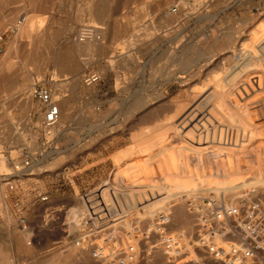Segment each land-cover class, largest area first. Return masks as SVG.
Returning <instances> with one entry per match:
<instances>
[{
	"label": "rangeland",
	"instance_id": "1",
	"mask_svg": "<svg viewBox=\"0 0 264 264\" xmlns=\"http://www.w3.org/2000/svg\"><path fill=\"white\" fill-rule=\"evenodd\" d=\"M96 1L0 0V264H96L81 238L148 231L165 208L170 230L185 234L188 259L217 264L195 251L190 204L213 192L241 197L249 181L264 187V0H252L248 21L236 19L235 0H227L230 12L191 36L164 31L168 17L199 16L216 0H110L104 17ZM177 2L178 14L164 15ZM29 17L43 19L30 40L14 28ZM84 25L104 27L102 44L75 48ZM54 59L81 81L77 90L59 82L69 108L59 129L44 133L34 85L29 97L14 92L25 73L38 72L34 84L55 91L49 82L63 69ZM88 72L102 79L86 86ZM207 93L219 96L198 98ZM202 102L214 109L201 111ZM154 262L167 264L160 251L140 264Z\"/></svg>",
	"mask_w": 264,
	"mask_h": 264
},
{
	"label": "built area",
	"instance_id": "2",
	"mask_svg": "<svg viewBox=\"0 0 264 264\" xmlns=\"http://www.w3.org/2000/svg\"><path fill=\"white\" fill-rule=\"evenodd\" d=\"M172 12L178 14L179 6H172ZM95 26L84 25L76 37L80 40H98L101 35ZM101 79V74L97 72L85 73L83 77L84 82L90 85ZM33 97L40 105L41 129L45 133L60 119L58 100L45 81L34 84ZM30 165L31 160L26 158L23 167ZM9 186L14 187L12 183ZM47 198L43 195L41 200ZM194 203L190 204V209L196 215L193 239L200 257L217 264H261L264 261V187L246 189L244 195L236 197L234 201L209 195ZM15 206L19 208L20 202H16ZM170 214L169 208L160 211L148 231L116 234L106 230L99 237H94V241L93 237L90 241L84 237L79 242L89 246L96 264L148 263L152 259V251L157 249L162 251L167 264H200L198 260L188 259L184 249L185 239L179 233L170 231ZM19 220L22 227L25 226L26 220L21 216ZM132 235L137 238L136 242L132 240Z\"/></svg>",
	"mask_w": 264,
	"mask_h": 264
},
{
	"label": "bare ground",
	"instance_id": "3",
	"mask_svg": "<svg viewBox=\"0 0 264 264\" xmlns=\"http://www.w3.org/2000/svg\"><path fill=\"white\" fill-rule=\"evenodd\" d=\"M109 1L110 0H97L96 1V5H95V11H96V13H97V15L98 16H100V17H104V16H106L107 15V13L109 12V9H110V3H109ZM183 1H185V2H187V3H191L190 2V0H183ZM178 6H179V3L177 2L176 3ZM176 6V5H175ZM187 7V6H186ZM168 14H175V13H173L172 12V7L169 9V11L167 12V13H165L164 15H168ZM42 22H43V19H35L34 17H29V18H25V20H24V22H21V24L19 25V24H16V25H14V28L16 29V30H18V36H20V37H25V38H27L28 40H30V38H33L34 37V35H35V32H36V29L38 28V26H41L42 25ZM117 27V26H116ZM95 28H96V30L98 31V33L101 35V37L97 40L96 38H88V39H83V40H80L79 39V37H78V41H77V43H76V45H75V48H77L78 50H80L81 48H84L85 50H87V49H92V47H93V45H94V43H96L95 41H102V33H101V31L104 29V27L102 26V25H97V26H95ZM125 33V32H124ZM34 39V38H33ZM131 39V38H130ZM82 41V42H81ZM101 43V42H100ZM102 44V43H101ZM69 50H71V49H69ZM241 50H243L242 51V53L241 54H245V52H246V49H241ZM201 52H202V50H201ZM194 53V52H193ZM203 53V52H202ZM67 55V54H66ZM213 55L214 54H210V55H208L207 57H208V60L210 61L211 59H209L210 57H213ZM251 55H253V54H251ZM53 56V55H52ZM191 56H193L192 54H191ZM190 56V57H191ZM197 56H199V58H201V57H203L204 56V54H200V55H197ZM53 58V57H52ZM73 59V58H72ZM52 60V59H51ZM54 64H55V67H56V69L57 68H62L63 70L60 72V71H56L55 73H54V78L53 79H51L52 80V82H49V83H52V84H54V86H56L57 88H55V91L53 90V88L52 87H50L51 89H52V91H53V96H54V98L56 99V100H58V104H59V107H60V113H61V115H60V119L58 120V122L56 123V124H54V125H52L51 127H50V130H58L59 129V126H60V124L62 123V121H65L64 120V118H63V110L64 109H68L69 108V104H70V102L68 101V99H64V98H66V97H68V95L69 94H65L64 92L65 91H62L63 93H61V92H59L58 93V91H60V90H62V89H60L61 88V85H59V87H58V84H59V82L60 81H62V80H70V85H71V87L74 89V90H77V88H78V85H80V79H79V77H76V78H71L70 76H68V74H70V73H73L74 71H73V67L71 66V67H69L68 69L69 70H66L65 69V63L64 62H62L61 60H56V59H54ZM75 63V62H74ZM197 63V62H196ZM23 69V68H22ZM22 71V70H21ZM25 72H27L28 73V71H24V73ZM32 72V71H31ZM22 73V72H21ZM98 73V72H97ZM19 75H21V74H19ZM24 75H26V76H24V77H26L25 79L27 80V82H25L24 83V85H23V83H21L23 86L21 87V88H18L17 89V91L16 92H14L15 94H16V96L17 95H21V94H26V96H28L29 97V93L30 92H32V91H30V88H31V86L32 85H34V80H37V79H39V77H40V73L38 72L37 73V75H34V76H32V74H24ZM20 77V76H19ZM83 77H84V75H83ZM82 80H83V78H82ZM9 81V80H8ZM18 82H19V80H18ZM83 82H84V80H83ZM28 83H30V84H28ZM21 84L19 85V86H21ZM84 84L86 85V86H89L90 84H87V83H85L84 82ZM96 84V83H95ZM91 85H93V84H91ZM30 91V92H29ZM33 93V92H32ZM58 93V94H57ZM33 95V94H32ZM57 96H58V98H57ZM210 102V101H209ZM212 102V101H211ZM200 103V102H199ZM203 103H205V104H203ZM195 105V104H194ZM204 105V110H201L200 108H199V110H201V111H209V110H211V109H214V105L213 104H207L206 102H202V106ZM38 106H39V108H38V111H37V113L40 115V119H42V113H41V111H40V105L38 104ZM199 106V105H198ZM201 106V105H200ZM216 106V105H215ZM217 107V106H216ZM187 109V108H186ZM203 109V108H202ZM209 109V110H208ZM186 112V111H185ZM214 112V111H213ZM64 113H66V112H64ZM206 113V112H205ZM211 113H212V111H211ZM67 114V113H66ZM204 114V113H203ZM214 114V113H213ZM204 116V115H203ZM222 116V115H221ZM2 122H8V124H11V125H13L14 127L16 126V122H14V120H12V118H7L6 119V121H2ZM230 123V122H229ZM208 127V126H207ZM202 128H203V126H202ZM205 128V127H204ZM40 129H41V120H40ZM50 130H48V131H50ZM202 130V129H201ZM201 130H199V131H201ZM205 130V129H204ZM41 131H42V129H41ZM43 132V131H42ZM47 132V131H46ZM45 132V133H46ZM21 136H23V135H21ZM177 146H172V147H170V152H173V153H175V155H177L178 153H177V150H175V148H176ZM45 158H46V156L45 157H43V158H35L36 160V162H34L35 163V165H39L40 163H42L44 160H45ZM205 160V159H204ZM246 161V160H245ZM249 161V160H248ZM46 162V161H45ZM2 174H5V175H8L9 174V171H3L2 172ZM243 183V182H242ZM256 183H258V182H256V180H254V181H249V182H247V185H245V184H243L244 186H248L249 188H251V187H254L255 185H256ZM243 185H241V186H243ZM240 186V187H241ZM212 187V189L214 190V191H216V192H221V191H225L224 189L222 190V189H220L219 188V186L218 187H216V186H211ZM233 187V186H232ZM233 188H235V186L233 187ZM260 188V187H259ZM244 192H242L241 194H243ZM181 193H178V194H174V195H172L171 197H169L167 200H170V199H173V198H175V197H177L178 195H180ZM240 194V195H241ZM209 195H215L216 197H219V196H222V197H224V198H226L227 199V201H234L236 198H231L232 200H229L227 197H225L222 193H209V194H207V195H205V196H209ZM239 195V194H238ZM205 196H203V197H205ZM202 197H199L198 199H197V201H199L200 199H201ZM164 202V201H163ZM162 202V203H163ZM157 205V204H156ZM158 206V205H157ZM127 216V215H126ZM121 219V218H120ZM119 219V220H120ZM156 219V218H155ZM155 219L152 221V223L155 221ZM194 220H195V222H194V225L196 226V215H195V218H194ZM121 223V222H120ZM151 223V224H152ZM28 225H27V223L25 224V226H23L22 228V230L23 231H28V227H27ZM124 230V229H123ZM173 232H176V233H179L183 238H185V234L183 233V232H181V231H173ZM77 244H79V242H77ZM184 246H185V244H184ZM184 249H185V247H184ZM155 251H160L159 249H157V250H155ZM186 251V250H185ZM196 251V250H195ZM160 252H162V251H160ZM0 255H1V253H0ZM199 255V254H198ZM151 257H152V261H153V251H152V253H151V255H150ZM200 256V255H199ZM56 257V256H55ZM54 257V258H55ZM51 259V260H55V259ZM201 259H203L204 257H200ZM155 263V262H154ZM156 264V263H155Z\"/></svg>",
	"mask_w": 264,
	"mask_h": 264
},
{
	"label": "crops",
	"instance_id": "4",
	"mask_svg": "<svg viewBox=\"0 0 264 264\" xmlns=\"http://www.w3.org/2000/svg\"><path fill=\"white\" fill-rule=\"evenodd\" d=\"M190 2V4H192L193 0H190ZM226 2L227 0H216V2H211L213 3L211 8L209 10L202 11V14L199 16L192 17V15H188L187 12H182L174 18L168 17V26L164 28V31L167 30L174 35L185 36H191L193 34H207L209 32L210 26L212 25L209 23V19L211 18L212 20H219V18L222 17L224 13L230 10L231 7L225 8V6H223L226 4ZM255 8L256 7L253 5L252 0H235L233 4V15H235V18L239 21H248L250 19V13H253ZM215 96L219 95L216 93H207L198 96V98L209 99L215 98Z\"/></svg>",
	"mask_w": 264,
	"mask_h": 264
}]
</instances>
